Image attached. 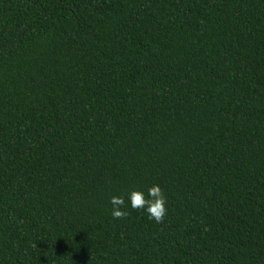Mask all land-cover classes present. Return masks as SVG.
Returning <instances> with one entry per match:
<instances>
[{"label": "trees", "instance_id": "trees-1", "mask_svg": "<svg viewBox=\"0 0 264 264\" xmlns=\"http://www.w3.org/2000/svg\"><path fill=\"white\" fill-rule=\"evenodd\" d=\"M0 264H264V0H0Z\"/></svg>", "mask_w": 264, "mask_h": 264}, {"label": "clouds", "instance_id": "clouds-1", "mask_svg": "<svg viewBox=\"0 0 264 264\" xmlns=\"http://www.w3.org/2000/svg\"><path fill=\"white\" fill-rule=\"evenodd\" d=\"M149 199H145L140 192H131L129 195L130 206L135 208H143L148 213L150 219L157 222L161 221L166 213V199L163 195L162 189L158 185H153L148 189ZM113 204L112 215L114 218H119L127 213L117 210V206H123L124 199L122 197H112Z\"/></svg>", "mask_w": 264, "mask_h": 264}]
</instances>
